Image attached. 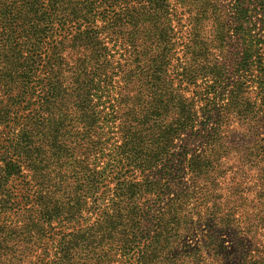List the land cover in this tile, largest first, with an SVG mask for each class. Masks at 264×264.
Instances as JSON below:
<instances>
[{"label":"trees","instance_id":"1","mask_svg":"<svg viewBox=\"0 0 264 264\" xmlns=\"http://www.w3.org/2000/svg\"><path fill=\"white\" fill-rule=\"evenodd\" d=\"M263 235L264 0H0V264H246Z\"/></svg>","mask_w":264,"mask_h":264},{"label":"rangeland","instance_id":"2","mask_svg":"<svg viewBox=\"0 0 264 264\" xmlns=\"http://www.w3.org/2000/svg\"><path fill=\"white\" fill-rule=\"evenodd\" d=\"M229 0H224V3H227ZM198 24V23H197ZM227 240V242H225L226 244L230 245V241L229 238L226 237L225 238ZM261 243L256 244L255 241L251 242V241H246V245L244 246V251H247L252 253V252H256L258 258L256 259V261H248L246 262V264H264V235L261 237ZM247 246V247H246ZM249 247V248H248ZM232 262V260L230 261Z\"/></svg>","mask_w":264,"mask_h":264}]
</instances>
